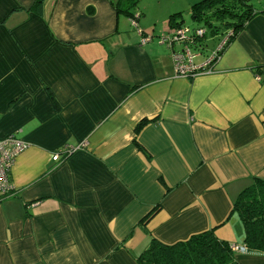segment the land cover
<instances>
[{
    "label": "crops",
    "instance_id": "0c3cea01",
    "mask_svg": "<svg viewBox=\"0 0 264 264\" xmlns=\"http://www.w3.org/2000/svg\"><path fill=\"white\" fill-rule=\"evenodd\" d=\"M126 1L0 0V138L27 144L0 197V264H137L151 238L210 229L244 245L232 205L264 179V0L214 71L190 77L158 36L203 0H132V15Z\"/></svg>",
    "mask_w": 264,
    "mask_h": 264
},
{
    "label": "trees",
    "instance_id": "16d2710c",
    "mask_svg": "<svg viewBox=\"0 0 264 264\" xmlns=\"http://www.w3.org/2000/svg\"><path fill=\"white\" fill-rule=\"evenodd\" d=\"M131 1L127 0L118 9L132 15L130 8L135 3ZM190 11V17L198 27L205 29L208 25L212 38L223 35L225 32H222V29L231 31L223 50L245 23L257 13L251 0H203L191 6ZM174 16H171V22ZM213 20L219 21V24H214ZM182 24L184 22L180 20L174 28ZM153 212L151 211L143 221ZM232 213L242 225L243 244L249 250L264 253V179L254 177L252 183L239 192L233 202ZM134 258L137 264H239L235 260L230 243L218 239L213 229L172 244L151 238L149 246L134 255Z\"/></svg>",
    "mask_w": 264,
    "mask_h": 264
},
{
    "label": "built area",
    "instance_id": "2783aa9c",
    "mask_svg": "<svg viewBox=\"0 0 264 264\" xmlns=\"http://www.w3.org/2000/svg\"><path fill=\"white\" fill-rule=\"evenodd\" d=\"M139 13H135L130 18V22L136 31L141 35V43L151 40L152 36L143 34L137 27L136 18ZM205 29L202 27H190L182 24L173 28L166 34L158 36V41L165 44L171 53L174 72L176 76L190 77L201 73H211L214 71L216 62L227 42V38L231 35V31H227L217 41L214 48L209 52L204 61L195 63L194 58L197 55L192 51L200 39L205 35ZM27 147V144L13 135L0 138V197L9 196L13 193L14 187L9 180V172L15 157ZM75 148L66 147L63 153L54 152L51 155L53 161H60L71 153ZM231 250L236 252H246L248 249L245 245L230 244Z\"/></svg>",
    "mask_w": 264,
    "mask_h": 264
},
{
    "label": "rangeland",
    "instance_id": "374dc122",
    "mask_svg": "<svg viewBox=\"0 0 264 264\" xmlns=\"http://www.w3.org/2000/svg\"><path fill=\"white\" fill-rule=\"evenodd\" d=\"M251 4L254 6V7H257V6H259L260 7V3H259V0H251ZM184 21H185V23L188 25V26H190V27H193V26H196L195 24H197V23H195L192 19H191V17H190V14H188V15H185L184 16ZM214 24H219V21H215V20H213L212 21ZM205 30H206V35H205V37L202 39L203 41L205 40L206 41V47L205 48H207L208 49V46L211 44V41H213V38L211 37V35L209 34L210 32H209V30H210V28L208 27V25L207 26H205ZM222 32H227L226 31V28L225 29H222L221 30ZM212 38V39H211ZM215 38V37H214ZM199 60V59H198Z\"/></svg>",
    "mask_w": 264,
    "mask_h": 264
}]
</instances>
